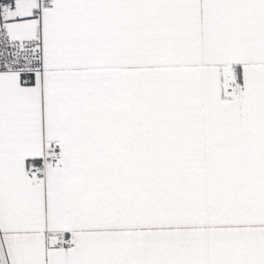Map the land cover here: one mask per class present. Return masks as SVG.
Instances as JSON below:
<instances>
[{"label": "snow or ice", "instance_id": "snow-or-ice-1", "mask_svg": "<svg viewBox=\"0 0 264 264\" xmlns=\"http://www.w3.org/2000/svg\"><path fill=\"white\" fill-rule=\"evenodd\" d=\"M0 264H264V0H0Z\"/></svg>", "mask_w": 264, "mask_h": 264}]
</instances>
